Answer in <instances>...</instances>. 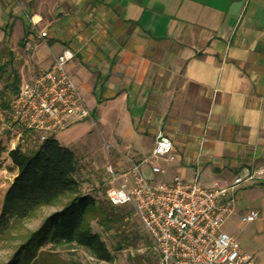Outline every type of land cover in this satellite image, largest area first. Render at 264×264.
Listing matches in <instances>:
<instances>
[{
  "label": "crops",
  "instance_id": "obj_1",
  "mask_svg": "<svg viewBox=\"0 0 264 264\" xmlns=\"http://www.w3.org/2000/svg\"><path fill=\"white\" fill-rule=\"evenodd\" d=\"M0 31L27 52L20 81L73 51L68 70L94 118L54 137L96 184L107 186L108 165L122 173L145 158L159 134L175 156L157 159L161 181L214 186L248 171L230 216L242 239L227 232L264 264V0H0ZM252 209L259 219L241 224Z\"/></svg>",
  "mask_w": 264,
  "mask_h": 264
},
{
  "label": "built area",
  "instance_id": "obj_2",
  "mask_svg": "<svg viewBox=\"0 0 264 264\" xmlns=\"http://www.w3.org/2000/svg\"><path fill=\"white\" fill-rule=\"evenodd\" d=\"M46 35L44 30L39 33L40 38ZM73 56L71 49L64 48L50 68L20 82L10 101L9 114L18 144L26 134L43 142L74 121L94 118L68 70ZM12 144L15 146L13 141ZM173 149V141L159 134L152 152L139 162L132 161L128 170L118 173L108 165L110 181L105 199L114 207L132 208L151 243L156 264H254L253 251L242 248L223 226L234 213L235 189L247 180L249 172L236 176L231 183L214 186L199 184L198 177L187 181L175 175L171 182L148 177L142 166L148 164L156 176L165 175V168L156 161H174ZM259 217V211L248 210L240 223L248 224Z\"/></svg>",
  "mask_w": 264,
  "mask_h": 264
},
{
  "label": "trees",
  "instance_id": "obj_3",
  "mask_svg": "<svg viewBox=\"0 0 264 264\" xmlns=\"http://www.w3.org/2000/svg\"><path fill=\"white\" fill-rule=\"evenodd\" d=\"M12 58L0 63V74L12 66ZM12 74L11 87L16 93L20 78L15 70ZM1 103L9 107L6 101ZM36 143L30 149L18 144L8 152L17 172L3 197L0 236L9 234L15 224L32 217L39 208L60 201L63 204L46 215L37 228L22 234L9 258L0 264H68L57 250L62 246L83 247L94 258L113 262V252L102 234L93 230L92 220L110 224L114 206L83 192L77 178L78 159L74 150L62 145L54 136ZM2 150L0 147V157Z\"/></svg>",
  "mask_w": 264,
  "mask_h": 264
},
{
  "label": "rangeland",
  "instance_id": "obj_4",
  "mask_svg": "<svg viewBox=\"0 0 264 264\" xmlns=\"http://www.w3.org/2000/svg\"><path fill=\"white\" fill-rule=\"evenodd\" d=\"M17 38H6L2 31H0V63L9 61V52H13V65L8 66L4 72H2L0 78V147H3L1 151V163H0V211L2 208L3 197L7 187L13 181L16 176L17 169L10 161L8 157V151L14 149L12 144V138L16 133L11 129L10 125V101L13 98L15 92L11 87L13 71L21 74V72H27L26 59L27 52L18 45ZM11 49V50H10ZM26 58V59H25ZM27 74V73H26ZM28 77V75H26ZM21 77L24 76L21 74ZM26 77V78H27ZM21 82V81H20ZM1 101H6L8 106H4ZM35 136H24V141L19 142L25 149L35 147L37 143H34ZM84 172H77V178L80 181L82 190L86 194H92L97 201L104 202L106 185L102 183H95L97 180V174L87 171L84 167ZM108 173V172H107ZM150 173V172H149ZM162 176L157 177V181H161ZM63 201L54 205H46L39 208L32 217L24 219L18 222L4 237L0 236V263L9 258L13 251V246L19 241L22 234L37 228L43 219L49 213L61 208ZM113 218L110 224L101 223L98 220H92L93 230L100 232L106 244L113 252L115 260L113 262L100 261L90 255L83 247L79 246H62L57 250L61 257H63L68 264H156L157 257L153 252L151 243L144 235L143 229H141L139 221L134 214V211L129 205H120L118 207H112ZM239 215L234 214L227 219L223 224L224 229L231 234L239 235L242 239L241 227L238 225ZM110 227V228H108ZM47 246L42 247L43 249ZM121 247V248H120ZM120 248V249H119Z\"/></svg>",
  "mask_w": 264,
  "mask_h": 264
}]
</instances>
